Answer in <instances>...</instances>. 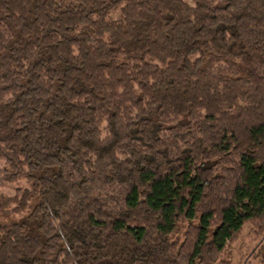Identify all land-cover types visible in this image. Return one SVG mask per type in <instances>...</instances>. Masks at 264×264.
Returning <instances> with one entry per match:
<instances>
[{
	"label": "trees",
	"instance_id": "trees-1",
	"mask_svg": "<svg viewBox=\"0 0 264 264\" xmlns=\"http://www.w3.org/2000/svg\"><path fill=\"white\" fill-rule=\"evenodd\" d=\"M20 180L0 264H214L263 230L264 0H0Z\"/></svg>",
	"mask_w": 264,
	"mask_h": 264
},
{
	"label": "rangeland",
	"instance_id": "rangeland-1",
	"mask_svg": "<svg viewBox=\"0 0 264 264\" xmlns=\"http://www.w3.org/2000/svg\"><path fill=\"white\" fill-rule=\"evenodd\" d=\"M186 1L191 3V0ZM26 185L24 180H20L6 184L0 190L7 195H13L17 186ZM261 239L264 240V228L262 230L254 222L245 223L238 236L226 245L214 264H263L259 250Z\"/></svg>",
	"mask_w": 264,
	"mask_h": 264
}]
</instances>
